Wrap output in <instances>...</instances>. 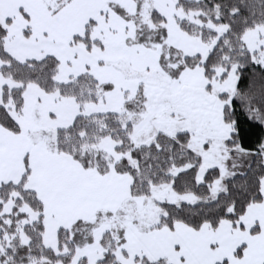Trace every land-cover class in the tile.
<instances>
[{"label": "snow or ice", "instance_id": "snow-or-ice-1", "mask_svg": "<svg viewBox=\"0 0 264 264\" xmlns=\"http://www.w3.org/2000/svg\"><path fill=\"white\" fill-rule=\"evenodd\" d=\"M0 264H264V0H0Z\"/></svg>", "mask_w": 264, "mask_h": 264}]
</instances>
